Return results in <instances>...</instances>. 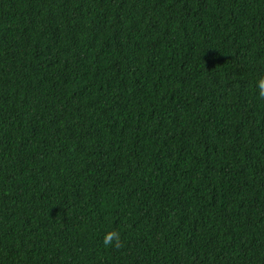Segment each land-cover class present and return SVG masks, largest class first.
I'll list each match as a JSON object with an SVG mask.
<instances>
[{
    "label": "trees",
    "instance_id": "trees-1",
    "mask_svg": "<svg viewBox=\"0 0 264 264\" xmlns=\"http://www.w3.org/2000/svg\"><path fill=\"white\" fill-rule=\"evenodd\" d=\"M261 77L264 0H0V264H264Z\"/></svg>",
    "mask_w": 264,
    "mask_h": 264
},
{
    "label": "clouds",
    "instance_id": "clouds-1",
    "mask_svg": "<svg viewBox=\"0 0 264 264\" xmlns=\"http://www.w3.org/2000/svg\"><path fill=\"white\" fill-rule=\"evenodd\" d=\"M259 96L261 99H264V77H261L258 81ZM103 243L105 247L114 246L116 248L122 247V241L120 233L113 230L105 234L103 238Z\"/></svg>",
    "mask_w": 264,
    "mask_h": 264
}]
</instances>
